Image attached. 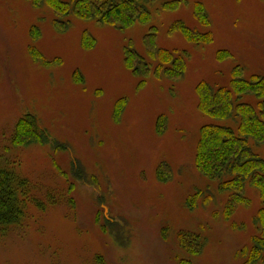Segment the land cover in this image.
I'll use <instances>...</instances> for the list:
<instances>
[{"label": "rangeland", "instance_id": "rangeland-1", "mask_svg": "<svg viewBox=\"0 0 264 264\" xmlns=\"http://www.w3.org/2000/svg\"><path fill=\"white\" fill-rule=\"evenodd\" d=\"M180 3L154 4L149 22L126 28L70 16L60 30L51 7L0 0V156L46 205L30 202L24 225L0 237V264L247 259L262 200L248 187L250 202L226 213L228 194L198 168L201 129L216 122L200 108L198 87L230 85L236 67L264 75V0ZM151 26L156 50L188 54L179 78L140 77L129 66V49L160 61L145 42ZM27 113L49 142L13 143ZM256 150L264 157V146Z\"/></svg>", "mask_w": 264, "mask_h": 264}, {"label": "trees", "instance_id": "trees-1", "mask_svg": "<svg viewBox=\"0 0 264 264\" xmlns=\"http://www.w3.org/2000/svg\"><path fill=\"white\" fill-rule=\"evenodd\" d=\"M31 1L37 6L42 4L51 7L55 15V26L60 30L64 27L65 30L68 29L70 16L126 28L135 22H149L151 6L154 4L159 3L163 10H171L181 4V0ZM206 12L202 7L196 12L202 22H208ZM176 24L180 26L175 25L174 28H183L182 22ZM150 30L145 42L147 47H153L150 49V57H157L160 61L155 64L137 50L129 49V66L140 77H148L154 72L158 76L164 73L167 77L179 78L188 54L175 50H156L154 43L157 28L151 26ZM185 31L195 41V32L188 28ZM198 89L200 108L216 120L205 124L201 129L198 168L207 178L218 183L221 192L228 194L226 213H232L238 204L250 202L246 194L248 187L252 186L259 191L262 206L255 217L258 233L252 237L251 246L244 247L242 252L247 255L243 264H264V157L256 150V145L264 146V75L247 78L243 69L236 67L230 85L218 86L203 81ZM245 96H254L257 102L254 104L246 101ZM49 139L46 129L41 126L37 116L31 113L18 120L12 136L13 143L18 146L44 144ZM163 169L161 167L160 174ZM30 186L29 179L18 171L13 162L0 156V237H5L13 228L24 225L30 202H37L41 208L46 207L42 199L31 195Z\"/></svg>", "mask_w": 264, "mask_h": 264}]
</instances>
